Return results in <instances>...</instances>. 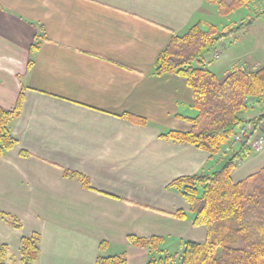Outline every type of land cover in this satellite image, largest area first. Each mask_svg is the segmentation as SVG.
I'll use <instances>...</instances> for the list:
<instances>
[{
    "label": "crops",
    "instance_id": "0c3cea01",
    "mask_svg": "<svg viewBox=\"0 0 264 264\" xmlns=\"http://www.w3.org/2000/svg\"><path fill=\"white\" fill-rule=\"evenodd\" d=\"M215 7L207 0H0V106L12 109L23 95L10 122L17 144L0 153V210L21 224L0 217L7 263L22 264L21 238L34 232V264H99V255L122 253L128 264H147L148 250L129 236L206 239L169 184L219 170L232 153L162 137L189 130L198 110L183 77L154 71L172 37L210 22ZM249 18L246 25L264 19V4ZM262 113L256 107L245 117ZM263 167L264 148L238 160L232 178ZM65 170L88 177L90 188Z\"/></svg>",
    "mask_w": 264,
    "mask_h": 264
},
{
    "label": "trees",
    "instance_id": "16d2710c",
    "mask_svg": "<svg viewBox=\"0 0 264 264\" xmlns=\"http://www.w3.org/2000/svg\"><path fill=\"white\" fill-rule=\"evenodd\" d=\"M214 4L220 15L227 16L255 0H207ZM246 26L224 27L223 31L210 22H199L184 34L174 35L157 58L156 75L174 74L184 78L192 91V106L198 115L191 118L189 130H170L162 137L178 143H187L211 155L223 153L238 129L250 123L262 126L264 112L246 119L245 114L254 108L264 109V66H234L224 79L210 70L207 57L217 49L226 35ZM37 43L34 44V48ZM23 95L12 109L0 106V153L11 150L17 144L10 129V122L20 114ZM130 120L145 124L140 117L126 115ZM248 143L232 153L225 165L211 173L181 176L169 186L179 191L194 213L192 223L207 229L203 242L185 240L180 255L167 253L159 258L150 257L160 248L162 237H138L131 235L132 244L149 252L147 264H264V167L244 180L235 182L232 171L240 159L251 154ZM22 154L27 155L26 152ZM65 176L90 188L85 175L65 170ZM201 190V193H200ZM178 217L186 212L179 210ZM0 217L20 227L15 216L0 210ZM20 255L23 264H34L40 255V234L34 232L21 238ZM102 241L100 248L107 247ZM7 244L0 246V264L6 262ZM99 264H128L125 253L99 255Z\"/></svg>",
    "mask_w": 264,
    "mask_h": 264
},
{
    "label": "rangeland",
    "instance_id": "374dc122",
    "mask_svg": "<svg viewBox=\"0 0 264 264\" xmlns=\"http://www.w3.org/2000/svg\"><path fill=\"white\" fill-rule=\"evenodd\" d=\"M261 4H264L263 0H255L252 4L242 6L227 16L220 15L217 7H215L216 14L209 21L216 24L221 31L226 26L237 27L245 23L246 19L247 23H250V15L255 16L257 9L262 6ZM245 27H249V30L246 31L247 36H244L245 31L242 30L224 36L217 45L220 56L218 58L213 57L212 52L207 57V62L211 61L207 66L218 78L226 77L227 72L236 65L251 66L252 68L264 66V19H259L255 24L246 25ZM251 51H255V53H251ZM260 108L264 112V109ZM183 250L184 245L180 243L179 239L168 238L160 244L159 249L154 250L149 256L159 258L167 253L180 255ZM15 263L19 264L20 261L15 260L11 264Z\"/></svg>",
    "mask_w": 264,
    "mask_h": 264
},
{
    "label": "built area",
    "instance_id": "2783aa9c",
    "mask_svg": "<svg viewBox=\"0 0 264 264\" xmlns=\"http://www.w3.org/2000/svg\"><path fill=\"white\" fill-rule=\"evenodd\" d=\"M219 56L220 50L217 48L214 51V57L218 58ZM245 142L248 143L249 148L253 152L262 150L264 148V127H257L250 123L242 125L231 138L226 151L228 153H233L240 149Z\"/></svg>",
    "mask_w": 264,
    "mask_h": 264
}]
</instances>
